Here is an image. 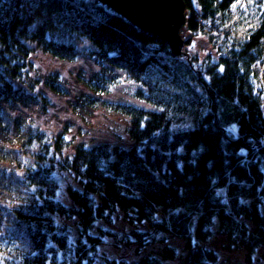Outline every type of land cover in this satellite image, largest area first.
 <instances>
[{
  "label": "trees",
  "instance_id": "16d2710c",
  "mask_svg": "<svg viewBox=\"0 0 264 264\" xmlns=\"http://www.w3.org/2000/svg\"><path fill=\"white\" fill-rule=\"evenodd\" d=\"M184 1L183 38L207 36L217 57L195 37L176 57L98 0H0V264H165L177 246L154 248L173 239L184 264L233 249L246 260L232 264H264V0ZM72 73L90 90L76 100ZM124 76L155 109L106 98ZM57 98L124 115L125 136L68 139V119L46 120ZM121 215L131 227L115 232Z\"/></svg>",
  "mask_w": 264,
  "mask_h": 264
},
{
  "label": "rangeland",
  "instance_id": "374dc122",
  "mask_svg": "<svg viewBox=\"0 0 264 264\" xmlns=\"http://www.w3.org/2000/svg\"><path fill=\"white\" fill-rule=\"evenodd\" d=\"M242 9L245 11V15L248 14V6L244 5ZM255 16V15H254ZM253 17V16H252ZM256 17V16H255ZM257 20L256 18L254 20H251L249 18L247 25L250 26V24H256ZM195 37L193 44L191 45L194 47V49H197L199 57L203 60L209 56L217 57V49L215 48L214 44L211 43V41L208 39L207 36L204 35H198L194 36L192 33H186V40ZM84 45H80V48H83ZM187 48L184 47L183 50ZM86 56H81L75 63V66L79 69L82 66H86L88 70H91L93 68V64H88ZM78 71V70H77ZM93 72H91L92 74ZM73 73L69 75L70 81H71V90L74 93L73 100H76L77 97L81 95V92L84 93L90 92L89 87L85 83L78 82V75L76 77H73ZM143 89V85L135 82L130 81L126 79L124 76L120 82L116 84L111 89V93L107 95V99L110 101H121L123 103H128L135 105L137 107H146L148 109H155L154 105L140 99L136 96V93ZM57 107L53 110L49 109L48 111V118L46 120L49 121L51 125V118L54 122V125L59 127L61 123L63 125H66V119H68V124H72L70 127L71 133L67 135L68 139H73L74 142L80 141L86 144H92L94 141L99 142L101 140L106 142H112V143H120L118 142V135L125 136L123 132L127 130V120L126 117L122 114H117L114 112H111L109 109H106L104 107H97L95 110L85 112L84 115L81 114L78 110H74L73 107L68 103L67 101L63 100L60 101L59 98H57ZM51 108V107H50ZM61 114V115H59ZM71 115V116H69ZM59 117H61L63 120L59 121ZM57 131L61 132L60 129H56ZM74 135V136H72ZM92 139V140H89ZM71 180L74 181L73 178ZM71 182V184H74ZM77 184V183H76ZM62 193L60 194L61 200L65 203L69 204V202L66 200V196L62 197L64 194V191H66V183L62 181ZM126 222L123 220V216L121 215L119 218L115 219L114 225H110V229H112L115 232H122L129 230L131 226L125 225ZM111 238V237H110ZM120 239V238H119ZM108 243L104 245V250L106 252L113 253L116 251V247L124 246V244H118L117 240L108 239ZM167 245H163L160 247V245H156L154 250L155 253L162 252V250H168L170 246H177V251L180 253L175 258H168L165 262V264H184L182 263L181 257L185 253L183 249V243L181 241L174 240L168 241L166 243ZM213 246V244H212ZM127 247L125 250L121 249V251L126 253V259L132 258L131 261L135 260L136 258H140L142 254H139L138 257L131 256V254H127V251L130 248L134 247V244L125 245ZM145 253L149 254V249L145 251ZM221 256H223V261L225 263L232 264L234 260H238L236 262H244L246 260V257L239 260V258L244 257V252L233 249V250H222ZM120 257H124V254H121ZM264 262V259L262 260Z\"/></svg>",
  "mask_w": 264,
  "mask_h": 264
},
{
  "label": "water",
  "instance_id": "95a60500",
  "mask_svg": "<svg viewBox=\"0 0 264 264\" xmlns=\"http://www.w3.org/2000/svg\"><path fill=\"white\" fill-rule=\"evenodd\" d=\"M143 31L168 43L174 56L184 54L180 29L185 24L184 0H98Z\"/></svg>",
  "mask_w": 264,
  "mask_h": 264
},
{
  "label": "bare ground",
  "instance_id": "6f19581e",
  "mask_svg": "<svg viewBox=\"0 0 264 264\" xmlns=\"http://www.w3.org/2000/svg\"><path fill=\"white\" fill-rule=\"evenodd\" d=\"M185 2V1H184ZM185 16H186V4H185ZM128 20V19H127ZM129 21V20H128ZM129 22H131V21H129ZM132 23V22H131ZM185 23H186V20H185ZM132 24H134V23H132ZM135 25V24H134ZM185 25V24H184ZM183 25V26H184ZM136 26V25H135ZM182 26V27H183ZM136 27H138V26H136ZM182 27H181V29H182ZM139 28V27H138ZM181 29H180V35H181V37H182V39L185 41V47H186V40H185V38H183V36H182V34H181ZM140 30H142L141 28H140ZM143 31V30H142ZM144 32H146V31H144ZM147 33H149V32H147ZM160 39V38H159ZM161 40V39H160ZM183 55V54H182ZM182 55H180V56H182ZM180 56H176V57H180ZM257 71H258V73L260 72L261 73V79H262V84H263V86H262V91H261V97H262V101H263V104H264V63L263 64H261L260 66H259V64L257 65ZM27 176H28V178H31V179H34V177H35V174H34V171H32V170H28L27 171ZM1 198V197H0Z\"/></svg>",
  "mask_w": 264,
  "mask_h": 264
}]
</instances>
